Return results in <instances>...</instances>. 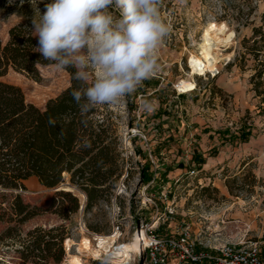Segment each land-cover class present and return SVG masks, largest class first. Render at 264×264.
Segmentation results:
<instances>
[{
    "label": "rangeland",
    "instance_id": "1",
    "mask_svg": "<svg viewBox=\"0 0 264 264\" xmlns=\"http://www.w3.org/2000/svg\"><path fill=\"white\" fill-rule=\"evenodd\" d=\"M48 2L0 0L2 41L10 26L29 25L36 7L42 14ZM263 10L264 0H163L161 17L172 31L158 50L159 71L119 102L104 106L118 139L121 177L108 198L89 210L82 209L84 193L62 183L81 204L68 219L52 212L55 188L35 177L25 181V189L0 188V264H152L142 251L145 234L140 230L146 222L155 224L147 234L161 240H178L187 226L197 252L256 243L264 263V103L249 82L253 60L246 55L241 62L239 57ZM211 22L227 29L213 45L215 69L193 74L191 56L200 53ZM38 70L35 80L9 68L2 80L19 86L27 102L44 108L69 85V74L51 64L38 65ZM180 79L191 81L193 89L180 91ZM15 193L42 211L18 222L11 207ZM60 225L65 239L75 243L84 235L94 245L96 236L117 233L111 249L130 240L139 249L117 258L102 252L81 256L75 245L66 251L63 242L61 253L56 244L46 250L45 232ZM177 254L168 251L163 264H210L207 259L181 260Z\"/></svg>",
    "mask_w": 264,
    "mask_h": 264
},
{
    "label": "trees",
    "instance_id": "2",
    "mask_svg": "<svg viewBox=\"0 0 264 264\" xmlns=\"http://www.w3.org/2000/svg\"><path fill=\"white\" fill-rule=\"evenodd\" d=\"M31 30L32 22L29 25L18 22L8 28L6 41L0 36V188L25 189V181L30 177L48 188L68 182L84 193L82 209L89 210L108 198L123 173L117 135L105 113L106 104L81 114L70 95L80 87V82L73 79L75 69H65L69 85L48 99L44 108L27 102L19 86L2 80L9 68L37 80L38 65L50 64L35 51L37 38ZM243 44L245 50L239 55L240 61L246 55L253 60L249 82L264 103V10L260 24L252 26L251 37ZM49 117L56 119L55 127L48 125ZM147 179L144 175L143 181ZM54 193L50 207L61 218L68 219L81 207L73 190L62 188ZM11 207L18 222L42 211L23 202L19 193L13 195ZM65 234L61 225L47 230L49 240L44 242L45 249L56 244L61 253ZM54 260L60 261L61 255Z\"/></svg>",
    "mask_w": 264,
    "mask_h": 264
},
{
    "label": "clouds",
    "instance_id": "3",
    "mask_svg": "<svg viewBox=\"0 0 264 264\" xmlns=\"http://www.w3.org/2000/svg\"><path fill=\"white\" fill-rule=\"evenodd\" d=\"M162 3L51 0L42 14L36 7L34 49L57 71L75 69L73 79L80 87L70 95L82 115L97 105L119 102L159 71L158 50L172 31L161 17ZM47 123L55 127L57 121L49 117Z\"/></svg>",
    "mask_w": 264,
    "mask_h": 264
},
{
    "label": "built area",
    "instance_id": "4",
    "mask_svg": "<svg viewBox=\"0 0 264 264\" xmlns=\"http://www.w3.org/2000/svg\"><path fill=\"white\" fill-rule=\"evenodd\" d=\"M154 223H144L140 231H144L146 243L142 251H147L152 264H163L167 259V252H178L179 259H187L193 263H201L206 259L210 264H264L256 243L224 244L214 252L195 251L193 243L189 242L188 227L185 226L178 240H161L147 231L154 227ZM123 243L113 246L114 250L123 249Z\"/></svg>",
    "mask_w": 264,
    "mask_h": 264
},
{
    "label": "bare ground",
    "instance_id": "5",
    "mask_svg": "<svg viewBox=\"0 0 264 264\" xmlns=\"http://www.w3.org/2000/svg\"><path fill=\"white\" fill-rule=\"evenodd\" d=\"M226 30V25L224 23L215 24L211 22L205 27L202 35V43L200 44V53L191 56L190 67L193 74H203L205 71H214L217 63V55L213 49V45L216 43L218 33ZM177 87L182 92H188L193 89V83L187 79H180ZM64 189L71 190L69 187H64ZM117 236V233L108 236L98 235L96 236V244L92 245L91 240L82 235L80 240L76 243L73 239L66 238L63 246L66 251H69L70 248L75 245L81 256L88 255L97 257V255H100V252H102L105 254L107 253L112 258L121 257L126 255L129 251L134 252L139 249V243L131 240L123 244V249H111V243L114 242ZM143 239L145 245L146 237H143ZM108 247L110 249L106 251L105 248Z\"/></svg>",
    "mask_w": 264,
    "mask_h": 264
},
{
    "label": "water",
    "instance_id": "6",
    "mask_svg": "<svg viewBox=\"0 0 264 264\" xmlns=\"http://www.w3.org/2000/svg\"><path fill=\"white\" fill-rule=\"evenodd\" d=\"M59 189H62V186L61 185L55 187V190H59Z\"/></svg>",
    "mask_w": 264,
    "mask_h": 264
}]
</instances>
